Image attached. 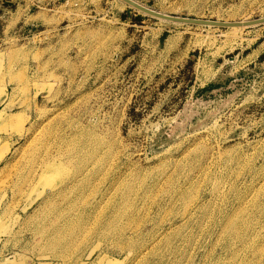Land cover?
<instances>
[{
  "label": "rangeland",
  "instance_id": "obj_1",
  "mask_svg": "<svg viewBox=\"0 0 264 264\" xmlns=\"http://www.w3.org/2000/svg\"><path fill=\"white\" fill-rule=\"evenodd\" d=\"M138 1L264 17V0ZM0 93L21 112L0 149V264H264V24L0 0Z\"/></svg>",
  "mask_w": 264,
  "mask_h": 264
},
{
  "label": "crops",
  "instance_id": "obj_2",
  "mask_svg": "<svg viewBox=\"0 0 264 264\" xmlns=\"http://www.w3.org/2000/svg\"><path fill=\"white\" fill-rule=\"evenodd\" d=\"M10 103L9 96L3 95L0 93V116L4 115V119H0V149L4 147L5 144H9L10 148H13L18 143V135H11L10 132H5L4 129L8 126L9 120L11 116L19 115L21 112H14L8 106ZM8 154V153H7ZM6 154V155H7ZM4 158V157H3ZM2 159H0V162Z\"/></svg>",
  "mask_w": 264,
  "mask_h": 264
},
{
  "label": "water",
  "instance_id": "obj_3",
  "mask_svg": "<svg viewBox=\"0 0 264 264\" xmlns=\"http://www.w3.org/2000/svg\"><path fill=\"white\" fill-rule=\"evenodd\" d=\"M127 4H130L137 8L138 10L146 13L147 15H150L152 17L171 21V22H177V23H183V24H192V25H202V26H214V27H232L235 24H230L227 22H218V21H212V20H202V19H194V18H187V17H181V16H174V15H166L158 12H154L151 10H147L137 4H135L132 0H123Z\"/></svg>",
  "mask_w": 264,
  "mask_h": 264
},
{
  "label": "bare ground",
  "instance_id": "obj_4",
  "mask_svg": "<svg viewBox=\"0 0 264 264\" xmlns=\"http://www.w3.org/2000/svg\"><path fill=\"white\" fill-rule=\"evenodd\" d=\"M123 1V0H121ZM135 4L147 9V10H151V11H154V12H158L144 4H142L141 2H139L138 0H132ZM124 2V1H123ZM126 3V2H124ZM127 4V3H126ZM129 5L130 7L132 8H135L134 6L130 5V4H127ZM137 9V8H135ZM138 10V9H137ZM140 11V10H139ZM142 12V11H140ZM144 13V12H143ZM158 13H162V12H158ZM146 14V13H144ZM162 14H165V13H162ZM168 15V14H166ZM166 21V20H164ZM166 22H171V21H166ZM171 23H177V22H171ZM179 24H182V23H179ZM230 24H235L234 26L232 27H229V28H232L233 30H242L243 28H246V27H249V26H257V25H260V24H264V17L261 18V19H257V20H245V21H242V22H237V23H230ZM208 27H214V26H208ZM58 244V243H57ZM64 248V247H63ZM62 256V255H61Z\"/></svg>",
  "mask_w": 264,
  "mask_h": 264
}]
</instances>
